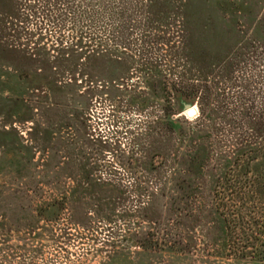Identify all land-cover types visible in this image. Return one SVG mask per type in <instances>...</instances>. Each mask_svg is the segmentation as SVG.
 I'll use <instances>...</instances> for the list:
<instances>
[{
	"label": "rangeland",
	"instance_id": "374dc122",
	"mask_svg": "<svg viewBox=\"0 0 264 264\" xmlns=\"http://www.w3.org/2000/svg\"><path fill=\"white\" fill-rule=\"evenodd\" d=\"M48 3L0 0V264H264L215 199L264 174V0Z\"/></svg>",
	"mask_w": 264,
	"mask_h": 264
},
{
	"label": "trees",
	"instance_id": "16d2710c",
	"mask_svg": "<svg viewBox=\"0 0 264 264\" xmlns=\"http://www.w3.org/2000/svg\"><path fill=\"white\" fill-rule=\"evenodd\" d=\"M87 2L91 0H78L75 5L72 0H51L47 11H58L64 25L77 9H82V14L83 10H90L93 5ZM96 5L102 9V2ZM96 23L89 18L82 26L92 28ZM215 199L224 227L218 248L225 249L227 255L264 260V174L227 173L217 185Z\"/></svg>",
	"mask_w": 264,
	"mask_h": 264
},
{
	"label": "water",
	"instance_id": "95a60500",
	"mask_svg": "<svg viewBox=\"0 0 264 264\" xmlns=\"http://www.w3.org/2000/svg\"><path fill=\"white\" fill-rule=\"evenodd\" d=\"M187 113H188V115L193 116V115H195L197 112L195 111L194 108H190V109L187 111Z\"/></svg>",
	"mask_w": 264,
	"mask_h": 264
},
{
	"label": "bare ground",
	"instance_id": "6f19581e",
	"mask_svg": "<svg viewBox=\"0 0 264 264\" xmlns=\"http://www.w3.org/2000/svg\"><path fill=\"white\" fill-rule=\"evenodd\" d=\"M195 109V108H194ZM195 111H196V109H195Z\"/></svg>",
	"mask_w": 264,
	"mask_h": 264
}]
</instances>
